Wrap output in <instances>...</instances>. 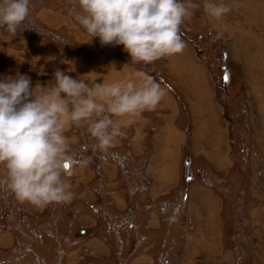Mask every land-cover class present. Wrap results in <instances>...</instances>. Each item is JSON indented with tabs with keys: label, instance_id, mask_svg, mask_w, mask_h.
Returning a JSON list of instances; mask_svg holds the SVG:
<instances>
[{
	"label": "rangeland",
	"instance_id": "rangeland-1",
	"mask_svg": "<svg viewBox=\"0 0 264 264\" xmlns=\"http://www.w3.org/2000/svg\"><path fill=\"white\" fill-rule=\"evenodd\" d=\"M193 2L201 7L181 26L185 44L183 51L152 64L133 65L129 55L121 51L120 45L102 46L92 39L89 43L92 45L88 47L89 44L86 45L84 39L90 37L80 40L75 38L77 33L83 34L85 30L74 18L71 0H30V15L21 25V31L18 30L12 37L4 29H0V80L9 73L7 64L15 62V58L20 56L16 53L17 49L28 44L29 39L41 40L44 37L46 41H53L49 44H53L50 46L61 52L60 58L65 55V58L74 56L87 59L93 55L102 57L115 55V52L121 54L118 59L125 64L119 66L127 69L125 77L133 75L130 72L143 73L165 91L168 89L172 96L166 93L164 95L173 97L171 99L180 109L185 107L173 122L183 127L184 133L180 162L182 174L176 196L185 203V207L187 205V213L190 212L189 206L192 203L190 190L194 186L209 189L222 199L210 202L213 204L214 222L218 220L221 223L220 230L210 231L208 236L199 239L193 251H189V256L182 259L189 261L186 264H252L254 237L250 234L256 229L253 228V222H249L248 213L251 209L248 206L256 201L260 202V196L264 195L263 176L250 168V165L264 166V155L261 154L258 158L255 153L252 154L254 147L264 146V43L260 44L264 42V0H224L232 5V11L223 20L226 27L216 28L212 27L203 12L202 0ZM68 20L79 28L75 34L74 28L64 25ZM49 22L54 23V26H50ZM243 27L249 31L241 30ZM244 31L246 36L241 38L238 33ZM246 49L250 51L246 53ZM21 54L25 56L23 52ZM26 56L29 57V53ZM64 60H61L62 63H65ZM104 67L110 68L109 65ZM62 68L63 65L59 64L57 68L53 66L45 71L12 70V77L15 73L25 71L21 75L30 78L31 87L37 84L47 86L54 71ZM81 68L80 65L77 70ZM65 74L81 79L70 71ZM183 89H192V94H184ZM39 90L38 87L37 91ZM142 115L148 117L146 113ZM217 117L224 127H214ZM149 122V127L157 123L152 118ZM135 124L134 121L130 128L135 127ZM150 129L141 131L142 138L134 137L133 134L129 139L130 146L140 142L141 159L130 154L124 157L130 165L137 163L135 168L149 161L150 148L154 145L151 142L153 131ZM65 135L67 138L72 136L69 141L68 154L72 157L69 169L74 164V156H80L87 163L92 151L97 165L103 155L107 156L102 153L109 149H99L96 141L84 128L75 130L74 126L69 127ZM117 151L120 152V148ZM91 168L94 175L88 183L75 181L72 176L68 179L74 194L69 203H52L37 208L26 202H18L12 194L0 189V264H63L62 253L65 258L80 259L78 264H121L128 256H137V245L130 241L135 236L130 232H134L138 225L142 227L145 220L132 216L121 217L127 183L122 182L121 177L114 179L111 184L107 183L98 175L93 163ZM261 171L264 173V168ZM134 193L136 195V188ZM91 195L95 197L93 203L88 201L90 199L87 200ZM126 197L127 201L135 200L134 196ZM127 205L131 206L132 203L123 204ZM202 205L207 208L209 204L206 202ZM136 206L137 204L132 207ZM110 211L116 215L111 217ZM184 217V214H178L174 222L159 221L162 227L176 228V223L178 226L184 225ZM191 221V227L202 224L196 218ZM115 224L125 229L124 235L120 229H113ZM123 237L126 244L122 252ZM147 237L151 235L148 234ZM197 237H200V232ZM94 240L98 243L91 246ZM112 243L114 253L118 250L121 252L117 257L111 253L112 247L109 244ZM93 247L97 251L100 249L103 254L93 255L88 251L93 250ZM105 247L110 252L104 254L102 249ZM182 249H175L178 257L186 255ZM172 258L176 259L175 256ZM160 259L161 264L173 261L170 255H161Z\"/></svg>",
	"mask_w": 264,
	"mask_h": 264
},
{
	"label": "clouds",
	"instance_id": "clouds-1",
	"mask_svg": "<svg viewBox=\"0 0 264 264\" xmlns=\"http://www.w3.org/2000/svg\"><path fill=\"white\" fill-rule=\"evenodd\" d=\"M71 3L76 22L90 37L87 42L98 38L102 46L122 45L133 65L181 53L185 47L181 26L201 7L193 0ZM202 7L213 28L226 27L223 20L232 5L202 0ZM29 15L30 0H0V29L12 37ZM163 97L160 85L139 72L89 83L57 69L47 86L35 87L25 75L5 77L0 80V189L37 208L69 203L74 194L67 179L72 160L67 129L84 128L104 150L124 134L122 127L154 110Z\"/></svg>",
	"mask_w": 264,
	"mask_h": 264
},
{
	"label": "crops",
	"instance_id": "crops-1",
	"mask_svg": "<svg viewBox=\"0 0 264 264\" xmlns=\"http://www.w3.org/2000/svg\"><path fill=\"white\" fill-rule=\"evenodd\" d=\"M64 23L65 26L74 28V34L79 29L70 20L65 21ZM53 24L54 23L49 22L50 26H54ZM244 28L245 27H243L241 30H246V28ZM246 31L239 32L238 35L242 38L246 36ZM250 31L254 32L251 29ZM85 32L86 31H84L83 34L77 33L75 38L80 40L84 37H89ZM260 38H262L261 33ZM93 39L97 43L99 42L98 38ZM88 40V38L84 39V43L86 45L89 44L87 42ZM27 42L28 44L17 49L16 53L20 56L15 58V62H10L7 64L6 67L8 68L9 73L3 75L4 77L2 79L8 77L6 76L7 74H10L12 76V73L16 70L23 69L25 71H45L51 69L53 66L57 68V65L59 66V64L63 65L61 71H70L73 75H79L81 79H85L89 83H91L93 80H95L96 83H100L111 82V80L125 78L124 75L126 74L127 69L125 70L119 66H124L125 63L122 60L118 59L121 54L118 55L116 54V52L115 55L109 54L102 57L93 55V57L89 56L87 59H85L81 57L76 58L74 56H70V58L66 57V59L65 55L60 58L61 52H59V50L55 49L54 47L50 46L53 44H49L53 41H46L44 37H42L41 40L29 39ZM40 42H42V44H38ZM261 43L264 42H260V44ZM91 45L92 43L89 44L88 47H90ZM78 46L80 47L81 45ZM37 47H41L44 50H40ZM120 48L121 51L125 52L123 50L122 45H120ZM34 49L40 52H36L34 51ZM249 51V49H246L245 52L247 53ZM21 52H23L25 56H21ZM27 53H29V57L26 56ZM65 54H67V51ZM62 59H65V63H62ZM166 61L168 62V59H166ZM80 65L82 66V68L77 70ZM106 65H109L110 68H105L104 66ZM69 67H72V69H67ZM80 70L85 73L79 72ZM25 71L21 73H15L13 77H15L17 74L21 75L25 73ZM130 73L134 75V73ZM85 74L87 75L83 76ZM51 76L52 79L49 80V82L53 80V75ZM160 87L161 89H163L164 94L171 93L170 91H168V89L165 88L166 91H168L167 93L164 88H162V86ZM183 93H189L190 95L192 94V89L190 91H185L183 89ZM200 95L201 91H199V96ZM171 98L164 95L163 99L154 110L144 112L148 116L147 118L141 115L134 120L136 122L135 127L130 128V125L122 127V131L124 134L122 136L116 137L112 141V143L106 148L109 150H105L102 154L106 153L107 156L103 155V158L101 159L98 165L94 163L95 159L93 157L92 151H90L91 156H89V159H87V163L84 162V160H82L80 156H74V164L77 165L73 164L72 168H68V172L70 173V175L67 177V179L72 176L73 180H77L82 184L88 183V180L94 175L93 170L91 171L92 163L94 164V168H96V170L99 172L98 175H100L101 178L103 177V179L106 180L107 183L111 184L114 179L119 177H121L122 182L127 183V192L125 193V197L122 201L123 208L121 211V217H133L138 219H144L145 221L143 222L142 227L138 225L135 227L134 232H130L131 235L135 236V239H130V241L131 243L135 242L137 245V248L135 250L136 253L138 252L137 256H128L126 259H123V261H121V264H161V255H170L172 260V256L176 257V259L173 260L171 263H169V260L168 262L164 261L165 264H186L189 261L182 258H187V256H189V251H193V247L197 245L198 240L205 236H208L210 231H213L215 229L220 230L221 228V223L218 222V220L214 222L213 204L210 203L219 202L221 198L218 194L209 189L197 188L195 186L192 187L190 190V196H192V203H190V212L188 213L186 210L187 205L185 207V203L180 200V197L178 198V196H176L180 182L179 177L182 174V167L180 162L182 155V134L184 133L182 131L183 127L174 124L173 120H177L179 113L185 107H181L182 109H180V107ZM162 109L165 110L163 111ZM166 110L169 111L166 112ZM150 118H152L153 121L157 122L156 124L153 123V127H149ZM221 120L223 121V117L221 118ZM177 123L182 125L181 122ZM214 127H224V125L219 121L218 117L217 121L214 124ZM146 128H151L150 131H153L151 135V142L154 145L150 148L148 163H143V166L135 168L134 166H136L137 163L130 165L127 162V159L125 160L124 157L130 154L131 156H136L141 159V157L139 156L141 154L140 142H137L139 144L132 143V146H130L129 139L133 134L134 137L140 136L142 138L141 131H146ZM74 129L77 130L76 127H74ZM70 137H68V141H71ZM74 137L76 136L74 135ZM74 137L73 139H75ZM205 143L207 146L209 145L208 142ZM119 144L120 146H118ZM119 148L120 152L117 151ZM263 149L264 146L262 148H257L256 146L253 148L252 154L255 153V155L260 158L261 154L264 155ZM250 168L255 169V173L260 172L261 176H263L264 178V173H262L261 171L264 166L250 165ZM134 188H136V195L134 193ZM172 193L173 196L171 197L170 195ZM126 195L134 196L135 200L132 202H130L129 200L127 201ZM87 200L93 203L95 201V197L93 195L88 196ZM260 200V202L256 201L253 203V205L248 206V208L251 209V211L248 213L249 222H253V228L256 229L255 232L252 231L253 234H250L254 237V245L252 248L253 253L251 260L252 264H264V227L262 228V224L264 226V195L260 196ZM206 202L209 205L207 208H204L202 203ZM130 203H132L131 206H123V204ZM135 204H137V206L132 207ZM110 213L111 217L116 215V213H114L113 211H110ZM178 214L179 216L181 214H184V225L178 226L176 223V228H167L165 226L162 227L159 221L160 219L164 223L168 220L173 221L178 216ZM193 218L200 220L202 224H200L199 226L195 225L194 227H191V220ZM217 218H219L218 214ZM215 226H217V228ZM113 229H120L121 233L124 235L125 229L123 227H120L119 225L115 224L113 226ZM181 232L183 235H181ZM199 232L200 237H197ZM148 234H150L151 237H147ZM97 243L98 241L94 240L92 241L91 246H96ZM125 244V239L123 237L121 239V247H123L122 252L125 249ZM109 245L112 247L111 253H113L115 257L118 256V253L121 254L118 249H115L118 250V252L114 253L113 243ZM178 247L183 248L182 250L183 253L186 254L185 256H182L181 254L180 257H178L176 255L175 249L177 251ZM88 251L93 253V255L103 254L100 249L97 251L95 247H93V250L88 249ZM102 251L104 252V254L110 252V250H108L106 247L102 249ZM64 255L65 254L63 253L61 254L63 264L79 263L80 259L65 258Z\"/></svg>",
	"mask_w": 264,
	"mask_h": 264
},
{
	"label": "snow or ice",
	"instance_id": "snow-or-ice-1",
	"mask_svg": "<svg viewBox=\"0 0 264 264\" xmlns=\"http://www.w3.org/2000/svg\"><path fill=\"white\" fill-rule=\"evenodd\" d=\"M226 79H227V77H226ZM66 167H68V166L66 165Z\"/></svg>",
	"mask_w": 264,
	"mask_h": 264
},
{
	"label": "bare ground",
	"instance_id": "bare-ground-1",
	"mask_svg": "<svg viewBox=\"0 0 264 264\" xmlns=\"http://www.w3.org/2000/svg\"><path fill=\"white\" fill-rule=\"evenodd\" d=\"M236 132V131H235Z\"/></svg>",
	"mask_w": 264,
	"mask_h": 264
}]
</instances>
